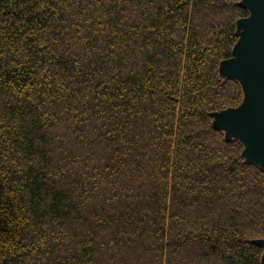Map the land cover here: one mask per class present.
I'll return each mask as SVG.
<instances>
[{"label": "trees", "instance_id": "16d2710c", "mask_svg": "<svg viewBox=\"0 0 264 264\" xmlns=\"http://www.w3.org/2000/svg\"><path fill=\"white\" fill-rule=\"evenodd\" d=\"M240 2L0 0V264H261Z\"/></svg>", "mask_w": 264, "mask_h": 264}, {"label": "water", "instance_id": "95a60500", "mask_svg": "<svg viewBox=\"0 0 264 264\" xmlns=\"http://www.w3.org/2000/svg\"><path fill=\"white\" fill-rule=\"evenodd\" d=\"M240 5L251 14L237 21V29L244 31L219 72L240 82L245 101L213 113V125L227 138L239 139L245 159L264 169V0H241ZM259 244L264 248V239Z\"/></svg>", "mask_w": 264, "mask_h": 264}, {"label": "rangeland", "instance_id": "374dc122", "mask_svg": "<svg viewBox=\"0 0 264 264\" xmlns=\"http://www.w3.org/2000/svg\"><path fill=\"white\" fill-rule=\"evenodd\" d=\"M250 14H251V13L249 12V15H250ZM243 31H244V30H239V29H237V33H238V35L241 36L242 33H243ZM221 77H222V78H225V76H223L222 74H221ZM244 101H245V92L243 93V98H242L241 102H240L236 107H240V106L244 103ZM222 131L224 132L225 137H226V132H225L224 130H222ZM226 138H227V137H226ZM233 138H235V137H233ZM261 264H264V258H262Z\"/></svg>", "mask_w": 264, "mask_h": 264}]
</instances>
